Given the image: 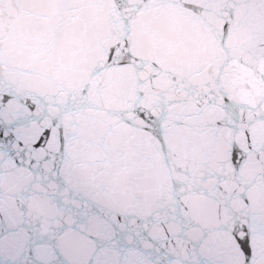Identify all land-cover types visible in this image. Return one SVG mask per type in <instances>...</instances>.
<instances>
[{
  "label": "snow or ice",
  "instance_id": "6c2138e0",
  "mask_svg": "<svg viewBox=\"0 0 264 264\" xmlns=\"http://www.w3.org/2000/svg\"><path fill=\"white\" fill-rule=\"evenodd\" d=\"M0 264H264V0H0Z\"/></svg>",
  "mask_w": 264,
  "mask_h": 264
}]
</instances>
